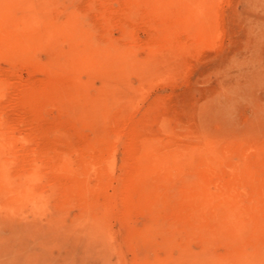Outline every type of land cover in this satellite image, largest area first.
<instances>
[{
	"label": "rangeland",
	"instance_id": "374dc122",
	"mask_svg": "<svg viewBox=\"0 0 264 264\" xmlns=\"http://www.w3.org/2000/svg\"><path fill=\"white\" fill-rule=\"evenodd\" d=\"M0 154L20 264L264 257V0H0Z\"/></svg>",
	"mask_w": 264,
	"mask_h": 264
},
{
	"label": "bare ground",
	"instance_id": "6f19581e",
	"mask_svg": "<svg viewBox=\"0 0 264 264\" xmlns=\"http://www.w3.org/2000/svg\"><path fill=\"white\" fill-rule=\"evenodd\" d=\"M177 1V0H176ZM183 5V4H182ZM194 10V9H193ZM2 18V17H1ZM108 103V102H107ZM1 155V154H0ZM2 156V155H1ZM2 158V157H1ZM1 160V159H0ZM1 165L2 162H0V171L1 169ZM3 168V167H2ZM4 170V168H3ZM2 170V172H3ZM2 172H0V174H3ZM5 172V171H4ZM5 174V173H4ZM207 190V189H206ZM1 191V190H0ZM10 192V191H8ZM203 192V191H202ZM208 192V191H207ZM28 193V192H27ZM203 194V193H202ZM205 194V192H204ZM203 194V196H204ZM214 196V195H213ZM233 197V196H232ZM229 196L224 195V198H219V197H211L210 195H207L206 203L207 202H211L213 203L214 201L218 200L217 203V207L222 206L223 204L227 207L229 206V204L231 203V200ZM226 200V201H225ZM204 203V202H203ZM7 205V204H6ZM216 205V204H215ZM2 206V205H1ZM237 207V206H236ZM11 209V208H10ZM213 209V208H212ZM227 209V208H226ZM237 209V208H236ZM229 211V212H228ZM227 214H226V222L228 224H230L231 226H233L234 228H238L237 231L241 232L243 227H244V223H243V217L241 218L240 213H235L234 209L232 207H228L227 210ZM247 214V213H246ZM6 215V214H5ZM5 215H1L0 214V227L3 223L8 222L7 220V216ZM9 217V216H8ZM225 219V217H223ZM246 219V217H245ZM13 221V220H12ZM15 221V220H14ZM248 221V220H246ZM16 225V224H15ZM229 225V226H230ZM264 225V224H262ZM247 226V224H246ZM38 227V226H37ZM41 227V226H40ZM44 227V226H43ZM17 228V226H16ZM47 230V229H46ZM54 230V228H53ZM12 231V230H11ZM41 231V230H40ZM48 231V230H47ZM236 231V232H237ZM18 232V231H17ZM71 235V234H70ZM43 236V235H42ZM62 236V234H61ZM9 237H10V233L9 235H6L5 233L3 234V232L0 229V264H20V261L18 262V257H16L15 259H13V255H12V248L10 246L11 243H9ZM48 239V238H47ZM18 240V239H17ZM21 240V239H20ZM56 240V239H55ZM54 241V239H53ZM59 241V240H57ZM19 242V240H18ZM43 244V243H42ZM26 245V244H25ZM25 247V246H24ZM20 248V247H19ZM256 248V247H255ZM14 252H16L14 250ZM13 252V253H14ZM62 252V251H61ZM34 253V252H33ZM64 253V252H63ZM70 253V252H69ZM208 253V252H207ZM207 253H203L200 254L199 256L194 257H189V262L192 264H223L222 261H214ZM71 255V253H70ZM193 256V255H192ZM29 257V256H28ZM235 257V261L233 264H264V257H261V255L253 252V253H249L246 250H241L240 252H237V254L234 256ZM32 259V258H31ZM35 260V259H34ZM39 261V260H38ZM41 264V263H40ZM43 264V263H42ZM46 264V263H45ZM54 264V263H53ZM57 264V263H56ZM188 264V263H187Z\"/></svg>",
	"mask_w": 264,
	"mask_h": 264
}]
</instances>
